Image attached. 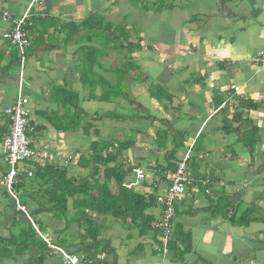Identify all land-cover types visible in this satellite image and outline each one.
<instances>
[{
  "label": "crops",
  "instance_id": "1",
  "mask_svg": "<svg viewBox=\"0 0 264 264\" xmlns=\"http://www.w3.org/2000/svg\"><path fill=\"white\" fill-rule=\"evenodd\" d=\"M29 1L0 0V16L3 12L12 18L23 15ZM40 11L43 19L26 30L23 28L29 41L33 39L32 45L35 44V53L25 59L27 84L23 87V98L33 110L29 118L35 128L31 133L32 140L51 148H59L60 142V161L71 153L73 148L68 147L65 153L66 145L62 144L63 139L57 138L49 120L58 99L47 100L53 86L67 85L78 92L79 104L86 117L98 118L94 124L100 128L102 136L107 128V133L113 132L109 139L123 140L135 127L144 129L146 135L135 133L134 147L125 155L133 164L147 163V151L153 148L151 136L158 125L150 128L147 121L132 124L121 117L105 119L108 112H123L118 106L122 99L119 97L112 102L90 99L89 89L81 85L82 76L86 75H81L78 70V51L82 58L90 53L98 65L114 67L109 58L114 55L111 53L113 48H104L105 43L99 40L107 36L114 43L119 36L121 41L133 47L129 61L138 67L141 64L143 71L151 75L146 77V85L157 81L167 94L172 96L176 92L180 96H172L168 107L162 106L164 112L156 101L149 99L143 84L131 83L130 97L147 104L150 113L155 115L153 121L165 119L174 131L184 136L195 134L196 140L202 137L203 172L210 179L201 183L203 187L192 186L191 207L182 206V215L176 218V232L183 235L177 236L178 247L183 251L181 257L173 256L171 252L160 254L153 235H139L137 227L130 223L121 226L106 220L112 231L102 235L100 249L89 245L90 237L86 240L82 249L85 264H264V72L249 61L264 50V0H43L42 7L34 8L33 12ZM8 28L5 22L0 23V139L8 129V118L3 110L13 104L18 90V79L10 72L16 62L8 70L3 68L15 59L14 48L8 41L7 48L1 38L2 31ZM89 35L96 38L91 39ZM159 44L165 45L160 57L143 60L145 52L155 53L154 48ZM156 62L166 63V66ZM181 64L185 72L181 69L178 73L177 67ZM170 70H175L178 75L173 76ZM32 71L33 78L30 76ZM41 72L47 74L45 83L39 79ZM96 72L100 74V70ZM184 73L185 76L179 77ZM102 76L107 75L103 73ZM100 90L98 87L94 95L99 96ZM249 104L254 107L250 108ZM168 110L173 112L165 114ZM239 112L242 120L246 117L259 135L254 160H250L235 135L224 137L220 132L224 115L230 119ZM61 135L59 133L58 137ZM94 139L80 136V144L88 150ZM66 142L69 143L67 139ZM186 147L179 151V157ZM4 165L0 158V237L3 238L8 236L11 221L5 208L10 202L4 200L3 193ZM75 167L70 165L69 169L72 171ZM145 175L150 178L148 171ZM166 187L167 183L152 185L158 195L164 194ZM220 200L237 210L236 215L251 210L249 218L254 220L249 223L248 219V224L246 220L235 223L224 220L220 214L212 215L208 203L217 204ZM36 208L35 201L26 197L25 209L34 211ZM37 217L45 225V232L54 239V232L65 226L63 219L54 220L44 214ZM69 233L71 238L79 236L76 224L72 223L70 229L68 226L65 238H69ZM15 259H4L0 264H22L26 257ZM43 264L67 263L60 254L50 253Z\"/></svg>",
  "mask_w": 264,
  "mask_h": 264
},
{
  "label": "trees",
  "instance_id": "2",
  "mask_svg": "<svg viewBox=\"0 0 264 264\" xmlns=\"http://www.w3.org/2000/svg\"><path fill=\"white\" fill-rule=\"evenodd\" d=\"M42 5L43 0H39L36 7L40 9ZM33 11L34 8L29 12V16L31 15L29 19L26 18L25 30L32 25L34 26L38 20L43 19L41 18L43 16L40 14L41 11L39 13ZM37 15L38 18L34 19ZM24 29L23 38L26 41V46L22 54L18 56L19 53L15 47L16 45L7 40L9 45L14 48L12 52L15 59H12L8 64L3 66L5 70H8L16 62L15 67L18 70L17 87L21 88L22 96H24L23 87L27 84L25 82L27 76L24 75L26 72L25 59L30 58L35 53V44L32 45L33 39L29 41ZM43 37L46 38V36ZM89 37L92 39L93 35H89ZM116 37L117 41L114 43L121 44L119 36ZM118 44L113 45V51L117 52L121 59H119L118 65H113L114 67L98 65L93 61L90 53L85 58H82L81 52L78 51V70L81 75L88 76L87 80H84V78H87L86 76H82L81 85L89 89L90 99L97 98L102 102H112L120 97L122 100H126L127 105H132L134 100L130 97L129 93H124L121 89L125 79H127L126 76H129V71L135 65L128 59L133 47L126 44L122 50L119 49ZM99 54L102 55L101 53ZM21 58H24L22 66L21 64L18 65V61ZM124 58H127L128 61L124 60ZM95 60L97 61L98 59ZM95 66L100 70L99 75L94 71ZM103 73L107 76L103 77ZM145 82L143 81L141 84L145 86ZM96 87L101 88L99 96L94 95ZM146 91L163 108H167L172 100V96L167 94L161 86L153 81H150L146 85ZM17 92L14 101L17 99ZM59 92L60 96H58ZM40 93L44 94L43 92ZM50 93L47 100L56 101L58 99L55 102L56 107L59 108V104H61L63 109L62 114L58 118L55 117V110L50 112L52 116L49 117V120L54 133L58 135L59 133L62 134L60 137L57 135V138L63 139V143L66 142L68 137H72V135L79 136L81 134L85 138L93 137L95 139L89 143L88 150L73 149L71 151L72 157H66L65 160H62L64 163L55 160L47 161L43 164H33L31 166L32 175L30 177L19 173L11 185V192L14 193V196L4 189V200L10 202L9 205H5V208L8 209L7 214L9 213L8 217H10L11 221L8 226V236L5 238L0 237V261L13 257L16 258L15 260L26 257L22 264H43L50 253L59 254V252L49 247L43 236L49 237V244L52 246L59 247V249L66 252L69 251V255H76L79 258V262L84 261L82 249L87 244V237L90 236L91 238V241H89L91 244L88 243L89 245L100 249L99 242L100 240L102 241V235L111 227V224H106V220L121 224V226L125 222L130 223L132 226L137 227V231L141 236L152 234L157 251L162 255L167 252H171L173 256L182 255L183 251L178 247L177 236L183 237V235L176 232V218L182 215L180 210L182 206H190V201L194 198L191 192L192 186L203 187L201 183H206L205 179L210 181L207 178L208 176L203 172L205 159L202 158V137L195 140L191 147V154L186 161V172L189 180L185 184L184 194L180 200L173 201L172 203L174 216L168 225L169 235L165 237V229L159 222L161 221L163 212L166 210V205L164 202H160L158 198L163 197L166 191L164 194L158 195L155 192L156 188H152V185L158 186L161 183H167V186L170 185L168 183L169 176L174 173L176 163L180 158L177 154L180 150L184 149L182 142L178 144V139L175 136L177 133L169 125V121L156 119L159 125L151 136L153 148L147 151L148 156L145 158L147 163L136 162L133 164L128 161L125 152L134 147L136 134L146 135L144 129L135 127L132 134L128 133V137L123 140L109 139L113 135V132L107 133V128H105V136H102L100 128L94 124L98 118L88 119L86 113L80 107L78 92L67 85H59L53 86ZM24 100L26 101L25 109L28 110L27 123L24 130L25 136L32 138L35 128L33 123L29 121V115L33 110L29 107L25 98ZM248 106L252 108L254 104H249ZM130 111L131 114L129 111H127V114L108 112L104 117L109 120H114V117H116L115 119L121 117V120L131 121L134 119L132 116H136L137 120L141 122L150 119L145 113L138 114L136 112L133 113V110ZM3 114L7 117L4 111ZM221 129L220 132L224 137L235 135L236 141L250 155V160H254L257 144L259 143V135L255 126L246 117L242 120L240 112L230 119H227L224 115ZM42 145L45 149L53 151L50 145ZM231 151L234 152L233 149ZM75 154L77 155V159L74 157ZM233 154L235 155V152ZM4 157L3 154H0V158L3 159L5 164L4 169H7L8 162L6 159L4 160ZM73 157L76 160L73 166L76 165V167L71 171L69 166L72 165ZM28 164L30 163L26 165L28 166ZM138 166L148 171L150 178L148 179L145 176L137 188H124L122 184L127 179L129 180L133 167ZM26 182L30 191H25L24 189L27 187ZM26 197L34 200L37 208L34 211L25 210L23 213L18 207H25ZM212 203H208V206L212 209L211 213L214 216L217 213L224 220L235 223H242L243 220H246V224H248V219L249 223L254 220L249 218L251 210H247L244 215H236L237 210L230 208L232 206L228 207L223 201L220 200L217 204ZM192 210L196 211V209ZM39 214L50 216L54 220L63 219L65 226L54 232L56 239L45 232V225L37 217ZM262 219L264 221V216ZM72 223L77 225L79 236L71 238L69 233V238H65V232L68 230V226L70 229ZM164 240L167 248L166 252H163Z\"/></svg>",
  "mask_w": 264,
  "mask_h": 264
},
{
  "label": "built area",
  "instance_id": "3",
  "mask_svg": "<svg viewBox=\"0 0 264 264\" xmlns=\"http://www.w3.org/2000/svg\"><path fill=\"white\" fill-rule=\"evenodd\" d=\"M39 0H30L26 10L23 15L18 17H11L7 12H3L0 16V23H6L9 25L8 30H3L1 36L7 38L16 45L18 52L22 54L24 47L26 46V41L23 38V28L26 22V18L29 16V12L32 8H36V5ZM250 62H253L258 68L264 72V50L258 52L255 57L250 58ZM24 62V58H21V66ZM17 99L13 104L4 110V113L7 114L10 118V126L8 134L0 142V154L5 156V159L8 162L10 167H13L15 163L19 160L27 157L29 155V150L27 148L28 139L24 134L25 125L27 123L28 110L25 109L26 101L24 100L21 88L18 87L17 90ZM188 152L185 153L182 160H180L174 170V173L169 176V186L166 189V192L163 197H159L160 202H164L166 205V210L163 212L161 221L159 222L161 226L164 227L165 237L169 235L168 225L174 216V210L172 208L173 201L180 200L184 194L185 184L188 182V174L186 172V159L188 158ZM136 179L140 180L143 178V172L141 169L134 170ZM14 176V171H9V174L5 178V183L7 188L10 187L12 183V178ZM135 183H131L127 188ZM9 191V190H8ZM22 210V207H18ZM47 241V240H46ZM49 244V242L47 241ZM163 252L167 251L165 246V240L163 244ZM67 259L73 264L74 259H70L69 256L65 255Z\"/></svg>",
  "mask_w": 264,
  "mask_h": 264
},
{
  "label": "clouds",
  "instance_id": "4",
  "mask_svg": "<svg viewBox=\"0 0 264 264\" xmlns=\"http://www.w3.org/2000/svg\"><path fill=\"white\" fill-rule=\"evenodd\" d=\"M262 51V50H261ZM119 54L118 53H115L114 55H110L109 56V58H113V59H116V60H118L117 58H119ZM256 56V55H255ZM254 56V57H255ZM253 58V57H252ZM258 67V66H257ZM145 89H146V83H145ZM146 92V94H147V96L149 97V99H153V98H151L150 96H149V94L147 93V91H145ZM133 99V98H132ZM134 100V102H133V104H135V105H127V102H126V100H124V102H125V105L123 106V107H121V109L123 110V111H125L126 113L125 114H127V111H129V113L131 114V111L130 110H133V113L134 112H136V113H138L139 112V110H140V114H144L145 113V115H147V116H149V118L150 119H148V120H146L147 122H150V127H152V125L155 123V121H156V119L153 121L152 120V118L155 116V115H152L151 113H148V112H146V108L145 107H143L142 106V104L140 103V102H136V100H135V98L133 99ZM154 100V99H153ZM155 101V100H154ZM158 105H159V107L162 109V106L158 103ZM144 109V110H143ZM5 110V109H4ZM3 110V111H4ZM163 110V109H162ZM141 111H143V112H141ZM164 111V110H163ZM166 112V111H165ZM119 113H123V112H119ZM32 114V113H31ZM31 114L29 115V116H31ZM124 114V113H123ZM8 117V119H10L9 118V116H7ZM30 118V117H29ZM132 118H134L133 120H131L130 122L132 123V124H135L136 122H138L139 120H137V118H136V116H132ZM141 122V121H140ZM145 122V121H144ZM9 126H10V122L8 123V129H7V131H6V133L4 134V136L0 139V142L6 137V135L8 134V130H9ZM153 128V127H152ZM24 134H25V131H24ZM27 139H28V144H27V148H28V150H29V155L27 156V157H25V158H23V159H21V160H19L17 163H15L14 165H13V167H10L9 165H8V168L7 169H4V174H3V188L4 189H6V190H9V192H10V194L12 195V196H14V193H12L11 192V185H12V183H14V180H15V178H16V176L17 175H19V173H23V174H26L27 175V177H30L31 175H32V168H31V166L33 165V164H43V163H45V162H49V161H55V160H57V161H59L60 163H64L62 160H65L66 159V157H72V153H70L68 156H66V157H64L61 161L60 160H58V156H59V154L61 153V145H60V142L58 143V145H59V148H53V151L51 152L50 150H47V149H45V147H43V145L42 144H36L35 142H34V140H31L32 138H30V137H26ZM192 141H191V143L185 148V150H184V152L182 153V155L180 156V158L178 159V161H177V163L180 161V160H182L183 159V157H184V155H185V153H187L188 152V154L190 155L191 153H190V150H191V147H192V145H193V143H194V139H191ZM31 141H33V142H31ZM62 142V144H63V141H61ZM33 143L35 144V146L33 145ZM51 153H53L54 154V160L52 159H50L49 158V154H51ZM2 155V154H1ZM189 155H188V158H189ZM77 156V155H76ZM76 156H74L75 157V159H77V157ZM74 157H73V160L72 161H75L76 162V160L74 159ZM32 160H31V159ZM188 158L186 159V161L188 160ZM4 160H5V157H4ZM75 162H74V164H75ZM18 163H22L23 164V167L22 168H20L18 171L16 170V165L18 164ZM27 163H30V164H28V166L26 165ZM72 163V162H71ZM177 163H176V165H177ZM68 164V163H67ZM135 169H141L142 170V172H143V178L142 179H140V180H137L136 179V175H135V172H134V170ZM11 170H13L14 171V176H13V178H12V183H11V185H10V187L9 188H7V185H6V183H5V178H6V176L9 174V171H11ZM146 175H145V170H144V168L143 167H133V169H132V172H131V174H130V176H129V180L127 179V181H125L123 184H122V186L124 187V188H126V189H133V188H137L138 186H139V184L143 181V179H144V177H145ZM131 177V178H130ZM131 183H135L134 185H131L129 188H127L126 186H128L129 184H131ZM168 183H169V181H168ZM167 188H168V186H167ZM166 188V189H167ZM166 191V190H165ZM28 194H29V192H28ZM19 207H22V210L20 209V208H18V209H20L23 213L25 212V207L23 208V206H19ZM49 243H50V241H49V237L48 236H43ZM49 245V247L50 248H52V249H54V251H57V252H59V254H60V256L62 257V260L63 261H65L67 264H72L71 262H70V260L69 259H67L66 257H65V255H67V256H69L70 257V259H74L75 261H74V263L73 264H85V261H80L79 262V258L76 256V255H69V251L68 252H66V251H64V250H61V249H59V247H55V246H52L51 244H48ZM83 258V257H82Z\"/></svg>",
  "mask_w": 264,
  "mask_h": 264
},
{
  "label": "rangeland",
  "instance_id": "5",
  "mask_svg": "<svg viewBox=\"0 0 264 264\" xmlns=\"http://www.w3.org/2000/svg\"><path fill=\"white\" fill-rule=\"evenodd\" d=\"M119 28H121V27H119ZM121 30H118V32H120ZM1 38H2V40L4 41V45H7V48H8V43H7V40L8 41H10L9 39H7V38H3L2 36H1ZM124 40H122L121 41V44H118V43H111L112 41H109V38L108 37H106V39H102L101 41L99 40V42H104L105 43V46H104V48H109V47H112L113 48V45H117L118 44V46L120 47V49L123 47V46H125L126 45V43H124L123 42ZM10 43H11V41H10ZM185 43H187V41H185ZM101 44H103V43H101ZM164 50H165V45L164 44H159V45H157V46H155V48H154V51H155V53H151L152 51L151 50H149V51H146L145 52V55L146 56H144V57H146V58H143V60H145V61H151V60H153L156 56H159L160 57V54H162L163 52H164ZM111 53H113V54H115V53H117V52H114V51H112ZM147 55H149V57L147 56ZM108 59V58H107ZM113 58H110V61L112 62V64H115V65H118V62H115V61H113L112 60ZM118 60L119 59H121V57H119V58H117ZM129 60H130V57L128 58ZM128 59L127 58H124V60H126V61H128ZM177 60V59H176ZM120 61V60H119ZM170 61V63H173V60H169ZM177 61H179V63H181L180 62V60H177ZM121 63V62H120ZM157 64H161L162 66H166V63H158V62H156ZM169 64V63H168ZM134 65V64H133ZM160 67V66H159ZM183 64H181V65H178V73L181 71V69H183ZM97 67L95 66V68H94V71L96 72L97 71ZM17 68L16 67H13L12 69H11V71L10 72H12V73H14L15 74V76H16V78H17V75H18V73H17ZM132 71H133V73L132 74H130L129 73V76H126L128 79H125V81H124V84H123V87H122V89H121V91H124V93H128L129 92V86H130V84L131 83H133V84H135V85H140L143 81H146L147 79H146V77H151V75L149 74V73H146V72H144L143 71V66L140 64V66L138 67L137 65H134V68H132ZM171 72H172V74H173V76H177L178 74H176L175 73V70H170ZM183 71H184V69H183ZM16 72V73H15ZM185 72V71H184ZM209 74H211L210 73V71L208 72ZM33 71L31 72V74H30V76L33 78ZM186 75V73H184V74H181V75H179V77H181V76H185ZM38 76H39V79H40V81H42V82H46L47 81V74H45V73H43V72H41V73H38ZM66 78V77H65ZM88 79V77L87 78H84V80H87ZM182 79H184V78H182ZM185 81H186V79H185ZM156 84H158L159 86H161L162 88H163V86L159 83V82H157V81H154ZM92 83H96V82H92ZM88 86V85H87ZM87 88V87H86ZM88 89V88H87ZM98 89V87H96L95 89H94V93H95V91ZM163 90L164 91H166L164 88H163ZM175 95H177L178 97H180L176 92H175V94L173 93L172 94V96H175ZM173 98V97H172ZM94 100H97L98 101V99L97 98H95ZM135 100H136V102H140L141 104H142V106L143 107H145L146 108V112H148V113H150L151 112V109L147 106V104L144 102V101H139L138 100V98H135ZM97 101H95V102H97ZM185 101H187V100H185ZM123 102H124V100H121V102L120 103H118V106H120V107H123ZM177 103V101L175 100L174 101V104H176ZM60 106H59V108H55L54 110L56 111V115H55V117L56 118H58L61 114H62V112H63V109H62V105L61 104H59ZM171 109H172V107H171ZM144 110V109H143ZM172 110H168V111H166L165 112V114H168L169 112H171ZM141 112H143V111H141ZM164 112V111H163ZM173 112V111H172ZM123 113L125 114L126 112L125 111H123ZM138 114H140V110H139V112H138ZM54 115V114H53ZM8 122H10V119H8ZM154 125H159V123H157V122H155L153 125H152V127H154ZM152 127H150V128H152ZM177 134L175 135L176 136V138L178 139V144H180V142H182V146L183 147H186L187 145H188V142L190 141V139H194V140H196V136H195V134L194 135H192V136H190V135H187V136H184L183 134H180V133H178V132H176ZM174 135V134H173ZM80 136H81V134L79 135V136H76V135H72V137H68V139H67V141H69V143L68 142H64L65 143V145H66V147H65V153L66 152H68V149H67V147L68 148H73V149H79V150H82V149H85V147H82L81 146V144L80 143H82V141L80 142ZM123 136H125V134L123 135ZM32 140V139H31ZM146 143H149V141L148 140H144ZM31 142H33V141H31ZM37 145L39 144V143H42V142H36V141H34ZM169 143V142H168ZM33 145L35 146V144L33 143ZM170 147V146H169ZM168 147V148H169ZM143 148H145L144 146L142 147V149ZM72 149V150H73ZM71 150V151H72ZM135 152V151H134ZM75 156H76V154H75ZM152 157H154V156H152ZM49 158L52 160H54V154L53 153H51V154H49ZM31 159V158H30ZM32 160V159H31ZM72 164V166L74 165V161L71 163ZM23 167V164L22 163H18L17 165H16V170L18 171L20 168H22ZM26 186H27V182H26ZM25 189V191L27 190V191H30L29 190V188H28V186L27 187H25L24 188ZM125 225V224H124ZM111 229V227L109 228V229H107L106 231H105V233L104 234H108V232H109V230ZM111 231H112V229H111ZM90 236H88L87 238H89ZM67 245H69V243H67ZM178 257H181V255L180 256H178Z\"/></svg>",
  "mask_w": 264,
  "mask_h": 264
}]
</instances>
